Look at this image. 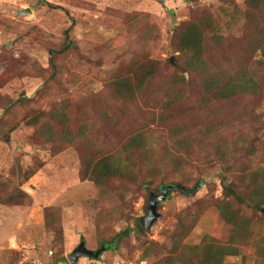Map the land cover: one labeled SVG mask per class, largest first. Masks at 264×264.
<instances>
[{
	"label": "rangeland",
	"instance_id": "1",
	"mask_svg": "<svg viewBox=\"0 0 264 264\" xmlns=\"http://www.w3.org/2000/svg\"><path fill=\"white\" fill-rule=\"evenodd\" d=\"M200 21L210 66L233 69L252 58L246 0H0V264H72L68 255L82 240L106 249L76 264H202L207 243L231 245L232 238L240 252L225 264H264V208L235 205L248 218L245 235L216 206L223 181L234 180L241 164L198 157L172 129L175 118L198 110L206 116L200 128L264 143V94L203 108L202 75L179 67L178 29ZM256 58L264 63L262 51ZM150 61L158 72L139 92L136 73ZM173 75L185 77L175 85L182 91L172 88ZM121 81L136 92L133 101L117 96ZM174 93L183 98L167 103ZM140 132L148 149L131 157L124 143ZM106 156L129 161L128 177L96 182L93 166ZM247 157L244 151L240 162ZM259 165L256 155L242 167ZM163 180L199 188L192 196L172 192L145 228L150 194H160Z\"/></svg>",
	"mask_w": 264,
	"mask_h": 264
},
{
	"label": "trees",
	"instance_id": "2",
	"mask_svg": "<svg viewBox=\"0 0 264 264\" xmlns=\"http://www.w3.org/2000/svg\"><path fill=\"white\" fill-rule=\"evenodd\" d=\"M200 22L185 24V26L178 29L175 44L177 51L180 52L179 67L190 74L197 73L202 75L201 106L209 108L214 103L234 100L235 98L249 97L256 100L259 99L264 94V71L262 69L264 63L262 59L256 58V55L259 50L264 53V0H246V23L244 27L246 36L244 42L246 41L245 51L252 53V58L246 61L247 64L245 62L240 63L233 69L227 67L213 68L210 66L206 57L209 40L207 35H205L204 26L202 27L203 21ZM222 39V36L211 38L218 44L222 42ZM157 72L158 69L154 66V61H150L142 73L137 71V90L139 92L145 90L154 80ZM178 80L185 83L184 76L180 78L178 75H173L171 86L176 91H182L184 88H175ZM115 89L117 96L133 101V96L136 92L127 81L118 82ZM181 98L183 96L180 97L175 94L174 100L166 102L174 104ZM163 109L168 110V106L166 105ZM204 114L195 110L191 118L183 117L180 120L175 118L176 122H174L175 125L172 126V129L177 136V141L186 145L193 153H197L198 157L205 155L206 158H220L227 161L229 165L232 161H236L238 165L241 164V168L235 175L234 180L231 182L223 181L224 198L218 201L216 206L221 217L233 225L235 232L240 231L247 235L249 232L248 218L243 217L241 219L240 212L235 205L240 204L243 207H250L256 210L264 208V166L259 165L253 170L242 166L251 162L256 155L264 159V143L246 132L241 133L238 138L231 139L229 136H224L218 128L211 126V124H204L203 128H200L199 118H206ZM164 118L165 115L160 114L158 120ZM155 120L157 121L154 118ZM256 128H258V125H255ZM147 145V140L141 132L132 135L124 143L131 157H135L136 153H143L148 149ZM244 151H246L248 157L244 162H240V157ZM111 159L110 156H106L94 164L91 177L96 182H100L101 179L107 177H113V179L118 177L126 178L131 173L129 161H127V166H125L113 163ZM168 163L170 164V161ZM165 181L163 180L156 187L158 193L161 192V188L165 184L180 183L185 185L184 180L177 183ZM150 184L152 183L150 182ZM138 225L143 230L141 224L139 223ZM206 239L210 240L211 237ZM230 241L231 245L207 243L200 257L201 263L225 264L224 259L226 256L238 255L240 251L237 243L239 241L237 242L234 238L230 239ZM185 248L193 250L192 246H185Z\"/></svg>",
	"mask_w": 264,
	"mask_h": 264
},
{
	"label": "water",
	"instance_id": "3",
	"mask_svg": "<svg viewBox=\"0 0 264 264\" xmlns=\"http://www.w3.org/2000/svg\"><path fill=\"white\" fill-rule=\"evenodd\" d=\"M25 9H20L18 11L19 14L26 13ZM29 12L31 10L29 9ZM174 61V58H171V62ZM198 186L194 188L187 187L183 184H165L161 188L160 194H156L155 192H151L149 197V209L147 215L142 219V225L145 228H151L153 223L158 219L159 212H158V205L160 202L165 201L169 195L174 191L182 192L185 195L192 196L198 191ZM106 249V246L103 245L101 248L97 250H93L87 247L86 241L82 240L80 244L68 255V259L72 264H76L80 257L85 256L91 259H98L103 251Z\"/></svg>",
	"mask_w": 264,
	"mask_h": 264
},
{
	"label": "built area",
	"instance_id": "4",
	"mask_svg": "<svg viewBox=\"0 0 264 264\" xmlns=\"http://www.w3.org/2000/svg\"><path fill=\"white\" fill-rule=\"evenodd\" d=\"M34 264H40V263L37 262V261H34ZM111 264H132V263L126 262L124 259L117 258V259H116L115 261H113Z\"/></svg>",
	"mask_w": 264,
	"mask_h": 264
}]
</instances>
